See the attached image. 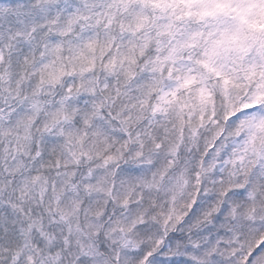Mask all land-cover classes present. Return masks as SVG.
Here are the masks:
<instances>
[{"label":"clouds","instance_id":"9594fccd","mask_svg":"<svg viewBox=\"0 0 264 264\" xmlns=\"http://www.w3.org/2000/svg\"><path fill=\"white\" fill-rule=\"evenodd\" d=\"M0 264H264V0H0Z\"/></svg>","mask_w":264,"mask_h":264}]
</instances>
